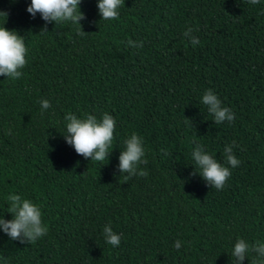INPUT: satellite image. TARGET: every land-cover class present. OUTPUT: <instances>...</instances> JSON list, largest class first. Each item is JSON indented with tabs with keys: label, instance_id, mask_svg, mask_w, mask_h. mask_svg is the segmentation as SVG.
I'll list each match as a JSON object with an SVG mask.
<instances>
[{
	"label": "trees",
	"instance_id": "obj_1",
	"mask_svg": "<svg viewBox=\"0 0 264 264\" xmlns=\"http://www.w3.org/2000/svg\"><path fill=\"white\" fill-rule=\"evenodd\" d=\"M30 2L0 0V27L28 49L19 79L0 75V217L13 218L6 197L20 195L41 207L48 233L21 244L0 229V264H236L238 238L264 242V0H123L112 21L100 20L98 0H81L83 35L32 18ZM208 89L231 124L201 103ZM104 112L113 146L92 162L65 140L64 117ZM132 133L148 175L125 180L119 156ZM198 147L221 164L232 147L240 160L222 190L197 171ZM106 224L119 247L106 244Z\"/></svg>",
	"mask_w": 264,
	"mask_h": 264
},
{
	"label": "clouds",
	"instance_id": "obj_2",
	"mask_svg": "<svg viewBox=\"0 0 264 264\" xmlns=\"http://www.w3.org/2000/svg\"><path fill=\"white\" fill-rule=\"evenodd\" d=\"M14 2V0H13ZM260 0H248V3L256 5ZM81 0H31L26 11L35 18L37 13L46 22H56V24L71 23L78 25L80 35L85 34L81 30L79 21L85 19L84 13L80 11ZM123 5V0H98L100 20L112 21L119 19V8ZM0 16L7 17V13L0 11ZM41 31H47L46 27ZM40 31V32H41ZM188 31H193L189 28ZM195 46L199 43L198 38L193 37L190 42ZM132 47H142L136 45L132 40H128ZM28 49L24 43V37L15 30H8L6 27H0V75L9 79H19L23 73L26 64V55ZM42 113L51 107L47 99L40 100ZM201 103L207 107V111L214 118L217 124L227 120L230 124L234 121V113L228 107H221V101L211 89L205 91L201 98ZM66 122L65 140L71 145L78 155L92 162L103 163L107 160L112 149L114 141V131L116 121L107 112H104L100 118L95 115L85 114L78 117L75 114L67 113L64 117ZM124 150L119 156V171L128 180L133 176L139 175L145 177L148 173L144 170L137 172L140 164H147L145 158V148L143 137L137 133H132L130 137L123 140ZM235 146V142H233ZM226 161L221 164L213 156L202 150V147L196 148L191 152L195 167L205 181L212 188L222 190L226 181L231 177V169L240 164V160L232 153V147L224 150ZM108 161V160H107ZM228 165V166H225ZM230 166V167H229ZM6 201L9 205L7 213L12 215L11 220H5L0 217V229L11 240H19L21 244L35 243L41 237L48 233V227L43 223L41 207L31 200L22 198L20 195L8 194ZM103 237L106 244L112 247H119L121 235L115 233L109 224L103 227ZM174 247L179 249L181 242L175 241ZM251 253V264H264V242L256 240L251 244L243 238H238L232 247L231 256L234 257L236 264H240L246 256Z\"/></svg>",
	"mask_w": 264,
	"mask_h": 264
}]
</instances>
